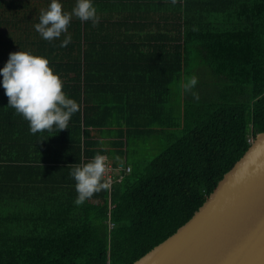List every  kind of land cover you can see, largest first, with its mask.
<instances>
[{
    "label": "trees",
    "instance_id": "1",
    "mask_svg": "<svg viewBox=\"0 0 264 264\" xmlns=\"http://www.w3.org/2000/svg\"><path fill=\"white\" fill-rule=\"evenodd\" d=\"M50 3L0 0V69L21 49L46 56L79 104L68 128L32 134L0 75V264H130L264 130V0H93L98 25L73 16L45 40L35 25ZM180 124L152 158L127 160L131 142ZM98 152L110 189L77 205L70 173Z\"/></svg>",
    "mask_w": 264,
    "mask_h": 264
},
{
    "label": "water",
    "instance_id": "2",
    "mask_svg": "<svg viewBox=\"0 0 264 264\" xmlns=\"http://www.w3.org/2000/svg\"><path fill=\"white\" fill-rule=\"evenodd\" d=\"M130 264H264V130L192 215Z\"/></svg>",
    "mask_w": 264,
    "mask_h": 264
},
{
    "label": "clouds",
    "instance_id": "3",
    "mask_svg": "<svg viewBox=\"0 0 264 264\" xmlns=\"http://www.w3.org/2000/svg\"><path fill=\"white\" fill-rule=\"evenodd\" d=\"M171 2L175 4L177 0ZM73 16L81 21L90 20L93 26L100 20L93 0H76L70 12L64 11L60 0H51L46 10L40 11L35 30L45 40L57 39L62 33H67ZM70 42L71 36L68 35L60 46L66 47ZM0 75L8 106L29 122L32 134L68 128L72 115L79 110V104L64 91L63 79L46 56L23 49L11 52L7 63L0 69ZM197 83L198 79L193 75L184 88L191 92L194 100L199 101V94L192 91ZM106 172L107 157L99 152L90 161L75 164L70 173L76 181L77 198L74 203L82 205L94 194L110 189V183L105 179Z\"/></svg>",
    "mask_w": 264,
    "mask_h": 264
},
{
    "label": "rangeland",
    "instance_id": "4",
    "mask_svg": "<svg viewBox=\"0 0 264 264\" xmlns=\"http://www.w3.org/2000/svg\"><path fill=\"white\" fill-rule=\"evenodd\" d=\"M181 85L182 82H180L179 87ZM174 88L177 87L175 86ZM180 130L181 124L172 129L166 130V132L161 135L151 134L149 137L131 142L127 151V160L135 161L138 163V166H140L142 163L156 155L164 147L167 140L174 134H178Z\"/></svg>",
    "mask_w": 264,
    "mask_h": 264
},
{
    "label": "built area",
    "instance_id": "5",
    "mask_svg": "<svg viewBox=\"0 0 264 264\" xmlns=\"http://www.w3.org/2000/svg\"><path fill=\"white\" fill-rule=\"evenodd\" d=\"M251 139H252V137H249L250 141H251ZM125 169H126V171H128L129 170V165L125 166ZM112 173H113V165L107 158V172L105 174V178L110 183V185H111V182H112ZM112 224H113L112 222L109 223L110 226H112Z\"/></svg>",
    "mask_w": 264,
    "mask_h": 264
}]
</instances>
